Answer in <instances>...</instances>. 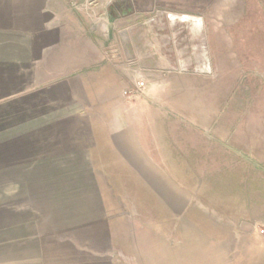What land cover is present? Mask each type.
Returning <instances> with one entry per match:
<instances>
[{"label":"crops","instance_id":"crops-1","mask_svg":"<svg viewBox=\"0 0 264 264\" xmlns=\"http://www.w3.org/2000/svg\"><path fill=\"white\" fill-rule=\"evenodd\" d=\"M103 31L78 0H0V264H264V129H243L240 188L192 190L243 197V226L200 224L194 206L172 227L115 224L121 170L135 180L202 157L172 161L161 133L137 129L149 117L127 111ZM139 180L143 197L178 186Z\"/></svg>","mask_w":264,"mask_h":264},{"label":"rangeland","instance_id":"rangeland-1","mask_svg":"<svg viewBox=\"0 0 264 264\" xmlns=\"http://www.w3.org/2000/svg\"><path fill=\"white\" fill-rule=\"evenodd\" d=\"M78 1L103 25V50L118 52L127 111L149 117L137 129L143 134L150 126L151 142L161 133L172 161L184 158L182 165L193 166L194 146L202 157L201 169L135 171V180L121 170L115 224L172 227L194 206L200 224L243 226V197L191 196L198 185L205 192L223 181L240 188L243 129H264V0ZM144 173L158 192L165 177L178 186L168 187V197H143ZM176 189L185 197H174Z\"/></svg>","mask_w":264,"mask_h":264},{"label":"built area","instance_id":"built-area-1","mask_svg":"<svg viewBox=\"0 0 264 264\" xmlns=\"http://www.w3.org/2000/svg\"><path fill=\"white\" fill-rule=\"evenodd\" d=\"M143 85H144L143 82H139L138 84H136V90L141 91Z\"/></svg>","mask_w":264,"mask_h":264}]
</instances>
